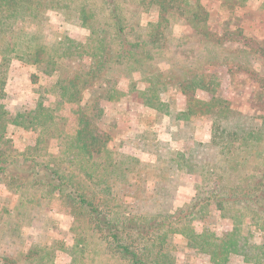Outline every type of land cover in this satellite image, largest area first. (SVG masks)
<instances>
[{"label":"trees","instance_id":"1","mask_svg":"<svg viewBox=\"0 0 264 264\" xmlns=\"http://www.w3.org/2000/svg\"><path fill=\"white\" fill-rule=\"evenodd\" d=\"M218 1L0 0V184L24 203H56L74 220L66 246L51 235L49 217L4 210L0 264H56L59 252L69 264H177V254L188 253L208 264H264V85L250 87L255 106L244 112L219 95L211 71L254 74L262 50L243 37L249 0ZM257 1L264 10V0ZM149 15L155 21L144 27ZM13 63L33 69L31 83L43 81L44 91L11 113L4 103ZM135 74L139 82L119 88ZM49 95L77 107L74 132L46 106ZM178 96L190 99L183 110ZM123 98L149 110L173 141L188 131L190 154L172 150L159 163L165 145L158 134L128 144L153 163L111 147L98 125L102 104ZM199 117L209 120L207 143L192 131ZM24 137L30 143L20 150ZM178 164L202 179L189 202L170 212H118L123 198L148 190L154 169L162 179L150 188L169 190ZM212 209L229 227L208 222ZM178 238L188 253L176 251Z\"/></svg>","mask_w":264,"mask_h":264},{"label":"rangeland","instance_id":"2","mask_svg":"<svg viewBox=\"0 0 264 264\" xmlns=\"http://www.w3.org/2000/svg\"><path fill=\"white\" fill-rule=\"evenodd\" d=\"M205 2L208 3V1ZM218 3L224 4L225 1H218ZM154 21V15L144 16L142 19L144 27ZM244 21L243 37L247 38L246 41L252 48L255 49L256 46L261 47L262 56L258 61L260 67L258 65L254 66V74L250 72L246 74L242 71L229 72L228 68L221 66L213 67L211 71L215 75V83L219 95L227 99L231 103L233 109L245 112L250 107L252 108L255 106L249 101L251 97V95H249L250 87L252 86L254 87L253 89H257L260 85H264V73L260 74V78L255 76V74L259 73L260 69H264V10L261 9V5L257 0L248 1ZM71 36L76 40H82L83 38L74 30L71 31ZM250 37L254 38L251 40L252 42L249 41ZM32 73H34L33 69L23 68L15 63L12 64L5 87L7 99L4 103L11 113L14 112V109L31 106L38 98V93L44 91V88H42L44 84L43 81L39 80L37 84L31 83L30 75ZM131 81L139 82V76L135 74L124 77L119 82V88L125 91ZM195 98L207 100L208 96L206 94L197 93ZM46 99V106L55 109L56 114L62 118L66 130L68 132H74L77 128V126L73 124L76 118L75 110L77 107L68 104L57 105L58 101L54 95L46 96ZM188 100L190 99L184 96H178L175 99L178 110H183ZM102 107L105 115L98 122V125L102 126L101 129L112 138V144L110 146H116V150L124 155L129 154L137 157L138 154L129 148L128 144L132 140L133 142H138L139 136L143 133L147 138H152L153 135L158 134L159 141H161L162 145H165V147L160 150V158L164 154H166L167 157L172 150L178 151L187 157L194 147V142L186 138L188 131L182 134V139L173 141V135L170 137L164 133L165 128L152 118L149 110L142 108L130 99L123 98L118 102L103 103ZM196 124L197 127H194L192 130L196 132V141L207 143L211 132L209 120L199 117ZM25 139L27 140L25 141ZM27 142L30 143L29 137H24L23 140L18 139V149L22 150ZM119 142H123L121 147L118 146ZM139 157L138 155L137 158ZM140 158L148 161V163L156 161L154 157ZM159 163H162V158ZM176 169L178 175L170 180L171 188L169 190H164L159 187L156 190L158 191V196H156V191H153L150 187H152V181H158L160 178L162 179V174L156 176L157 172L153 171H157L158 169H154L146 176L149 180L148 184L150 183L148 185V190L142 194V188L136 190V199H132L130 196L123 198L119 203L121 206L118 212L122 213L127 210H131L135 213L149 214L157 211L170 212L178 204L189 202L194 191L202 186V179L187 175L182 165H176ZM134 180L135 176H133L132 181ZM130 191H133V189L128 188L126 191L127 195ZM4 210L11 211V213L14 214L28 211V217L33 220H38L42 216L49 217L53 222V224H50L51 235L56 241L64 242L66 246L71 244V234H69V231L73 226L74 220L68 214V211L58 208L56 203L47 204V202L43 200H34L33 203H24L18 195H10L6 188L0 184V214H2ZM210 213L211 217L208 221L209 223L216 225L218 229L229 227L230 223L225 220H219L218 214L213 209L210 210ZM183 243L184 242L180 238L174 242V245L177 247L176 251H180L181 249L185 251ZM185 253L188 252L185 251ZM187 255L186 258L181 254H177V264H208L207 259L201 256H195L191 253ZM69 261L70 259L65 253L59 252L57 254L56 264H69Z\"/></svg>","mask_w":264,"mask_h":264}]
</instances>
